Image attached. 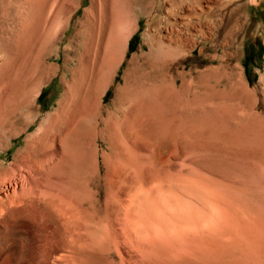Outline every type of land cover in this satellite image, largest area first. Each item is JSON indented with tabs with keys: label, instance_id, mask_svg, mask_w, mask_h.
<instances>
[{
	"label": "rangeland",
	"instance_id": "rangeland-1",
	"mask_svg": "<svg viewBox=\"0 0 264 264\" xmlns=\"http://www.w3.org/2000/svg\"><path fill=\"white\" fill-rule=\"evenodd\" d=\"M0 52V201L51 154L100 180L89 222L106 228L114 168L154 193L176 176L247 227L233 264H264V0H0Z\"/></svg>",
	"mask_w": 264,
	"mask_h": 264
},
{
	"label": "bare ground",
	"instance_id": "bare-ground-1",
	"mask_svg": "<svg viewBox=\"0 0 264 264\" xmlns=\"http://www.w3.org/2000/svg\"><path fill=\"white\" fill-rule=\"evenodd\" d=\"M44 156L47 161H29L27 168L31 175L27 174L32 178L34 176L32 186L0 201L4 212V216L0 215V259L12 258V264L234 263L232 252L242 244L247 227L238 228L239 221L212 191L204 190L195 183L187 186L183 179L175 175L168 184V181L165 183V187L170 184V190L167 187L168 191L165 188L162 191L158 188L155 193L153 190L144 191L136 187L138 183L133 177L112 168L106 187L111 191L108 215L113 218L107 223L109 227L92 226V238L88 231L92 228L89 208L96 194L92 189L100 185V180L93 173L83 171L80 165L71 169L70 176L57 172L60 161H49L51 154ZM158 172L161 175V171ZM16 175L18 179L8 184L14 186L13 191L17 181L21 186L30 183L27 175ZM159 180L162 182V179ZM2 188L6 186H1L0 190ZM34 205L40 208L28 231L21 229L15 230L14 234L8 233L5 224L16 221L20 215L25 216ZM19 208L29 210L20 214ZM13 238L19 244L15 251L10 242Z\"/></svg>",
	"mask_w": 264,
	"mask_h": 264
}]
</instances>
